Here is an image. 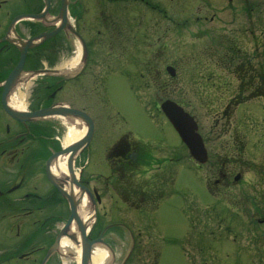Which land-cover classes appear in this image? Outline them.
I'll list each match as a JSON object with an SVG mask.
<instances>
[{"label":"flooded vegetation","instance_id":"obj_1","mask_svg":"<svg viewBox=\"0 0 264 264\" xmlns=\"http://www.w3.org/2000/svg\"><path fill=\"white\" fill-rule=\"evenodd\" d=\"M49 1L46 7V0H0V264H92V256L99 248L107 254L100 264H130L142 238L141 227L131 228L130 222L143 224L144 217H118L116 213L122 206H154L163 196L168 201L172 194L168 196L166 192L177 175V157L171 146L163 148L159 143L156 146L164 152L155 158L148 151L152 144L135 141L131 131L97 155L99 79L101 83L111 75L112 79H125L131 74L130 64L138 57H131L136 53L131 50L136 41L132 40L128 0H94L92 8L87 7L86 0H68L67 21L60 16L62 0ZM90 9L94 19L86 27ZM51 33L54 34L42 37ZM78 36L86 44L85 51ZM157 66L152 67L155 70L139 72V78L161 74ZM14 71L16 76L11 79ZM176 76L172 79L176 80ZM167 85L161 84L160 89L167 90ZM71 86L76 88L77 101L84 105L62 98ZM159 100L153 104L157 110L162 97ZM55 105L82 111L91 120L87 147L77 153L73 162L78 178L70 175L78 184L63 181L73 195L74 189L76 196L82 189L89 194L76 199L82 209L83 197L87 198L83 206L87 221L80 217L76 229L68 197L47 175V168L53 171L54 159L66 147L65 121L60 117L21 120L7 112L11 109L30 114ZM76 126L82 129L84 123L79 120ZM221 153L216 151L209 157L205 186L210 195L211 191L215 195L216 190L231 185L233 172L229 168L238 164ZM188 158L194 165V159L190 155ZM104 166L106 174L102 172ZM145 169L153 173L146 177ZM63 176L67 175H56L58 179ZM157 184L163 186L161 191L155 190ZM221 225L222 221L217 228L221 229ZM81 228L86 229L85 239L80 237ZM130 229L135 248L125 262L118 246L121 242L122 248L129 247ZM65 238L71 241L67 247L62 246ZM146 244L145 239L144 252L135 264H156L155 255L150 262L146 260V254H154L150 248L146 252Z\"/></svg>","mask_w":264,"mask_h":264},{"label":"rangeland","instance_id":"obj_2","mask_svg":"<svg viewBox=\"0 0 264 264\" xmlns=\"http://www.w3.org/2000/svg\"><path fill=\"white\" fill-rule=\"evenodd\" d=\"M86 1L92 8L94 0ZM127 4L136 41L131 57H138L125 79H112L114 75L103 83L99 79L97 155L131 131L135 140L153 145L147 149L155 158L166 146L177 157L170 201L147 213L123 206L116 213L145 216L143 224L130 222L131 228L142 229L130 264L144 252L145 239L146 252L153 248L157 253L156 264H264V224H258L264 219V202L255 214L252 206L253 197L264 200V0H128ZM93 19L90 9L86 27ZM156 64L161 74L139 78V72L155 70ZM168 66L177 73L172 82ZM167 82L168 90H161ZM61 96L84 105L77 101L75 87ZM158 96L180 103L196 117L210 158L220 151L238 162L229 168L231 187L214 188L217 197L205 188L209 160L192 167L188 149L153 105L160 101ZM159 143L161 147L156 146ZM143 171L146 177L153 173ZM102 172L108 169L104 166ZM238 173L242 178L235 181ZM162 188L157 184L155 190ZM121 245L120 257L126 250ZM145 257L150 262L153 252Z\"/></svg>","mask_w":264,"mask_h":264},{"label":"water","instance_id":"obj_3","mask_svg":"<svg viewBox=\"0 0 264 264\" xmlns=\"http://www.w3.org/2000/svg\"><path fill=\"white\" fill-rule=\"evenodd\" d=\"M47 7L49 6V0H46ZM66 7H67V0H62V6H61V17L66 16ZM40 18V17H36ZM67 21V20H66ZM82 41V39L80 38ZM82 44L85 48V45L82 41ZM16 75V72L11 76V79L14 78ZM161 108L165 115L168 117V119L171 121L175 129L178 131L180 137L182 140L187 144L188 148L190 149L191 154L194 156V158L201 164L205 163L207 161V152L204 147V142L201 138V136L198 134V125L194 119L189 113L185 112L184 109L179 106L177 103L166 100L162 103ZM7 112L18 119L25 120L27 119H36V118H46V117H52L55 115L61 116L67 120H81L84 123L87 124L88 128L91 125L90 118L74 109H70L63 106H53L48 109L42 110L40 112H36L34 114H27L23 112H18L15 110L8 109ZM89 140V136H87L85 139H83L80 142H77L73 145H71L69 148L63 151V153L68 154L69 153V159H68V167L70 172H72V161L75 157V155L80 151V149L87 144ZM49 180L58 187V189L68 197L71 208H72V214L71 218H78L79 213V206L77 205L76 199H80L85 191L82 189V193L79 194V196H74L72 193L68 192L65 185L63 184V181L66 179L69 181L68 178L62 177L61 179H58L54 174H52L49 169L47 171ZM240 178V175L236 177V180ZM72 185L73 183L77 184L76 181L72 179ZM72 187H69V189ZM76 197V198H75ZM79 220V219H78ZM80 221V220H79ZM78 221V223H80ZM82 237L84 239V229L81 228Z\"/></svg>","mask_w":264,"mask_h":264},{"label":"bare ground","instance_id":"obj_4","mask_svg":"<svg viewBox=\"0 0 264 264\" xmlns=\"http://www.w3.org/2000/svg\"><path fill=\"white\" fill-rule=\"evenodd\" d=\"M19 94L20 96H22V92L19 91ZM22 100V99H21ZM20 104H22L21 102H19ZM61 120H64L65 121V124L66 126L68 127V131H67V134L65 136V139H64V143H65V146H68L74 142H76L78 139H80L84 132H85V128L83 129H78L77 126H75L74 124H70L68 123L65 118H61ZM67 160H68V155H60L58 156L56 159H54V162H53V172L58 176L59 174H62V173H67L68 172V169H67ZM69 189V188H67ZM77 195V191L74 189V196ZM84 199V204L83 206L85 207V203H86V200L87 198L86 197H83ZM82 206V209L81 211H79L80 213H78V218H76L74 220V223H73V229H76V225H79L78 224V219L80 218V216L82 217V220H84L85 218H87V214L85 213V209L83 208ZM87 221V219H85V222ZM70 240H68V238H65L62 240V246L64 247H67L68 244H70ZM80 253V251H79ZM81 254V253H80ZM105 259H107V254L104 250L102 249H97V252H95L92 256V264H100L102 261H104Z\"/></svg>","mask_w":264,"mask_h":264},{"label":"trees","instance_id":"obj_5","mask_svg":"<svg viewBox=\"0 0 264 264\" xmlns=\"http://www.w3.org/2000/svg\"><path fill=\"white\" fill-rule=\"evenodd\" d=\"M261 79H263V81H264V77L263 76H261ZM252 93V92H251Z\"/></svg>","mask_w":264,"mask_h":264}]
</instances>
